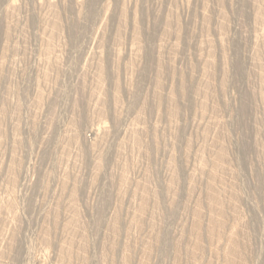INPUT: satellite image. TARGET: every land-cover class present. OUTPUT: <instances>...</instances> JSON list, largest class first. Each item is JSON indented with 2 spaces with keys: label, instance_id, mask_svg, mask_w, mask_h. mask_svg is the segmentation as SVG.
Here are the masks:
<instances>
[{
  "label": "rangeland",
  "instance_id": "obj_1",
  "mask_svg": "<svg viewBox=\"0 0 264 264\" xmlns=\"http://www.w3.org/2000/svg\"><path fill=\"white\" fill-rule=\"evenodd\" d=\"M8 1L0 264H264V0Z\"/></svg>",
  "mask_w": 264,
  "mask_h": 264
},
{
  "label": "bare ground",
  "instance_id": "obj_2",
  "mask_svg": "<svg viewBox=\"0 0 264 264\" xmlns=\"http://www.w3.org/2000/svg\"><path fill=\"white\" fill-rule=\"evenodd\" d=\"M7 1H8V0H6V2H7ZM13 1H14V0H13ZM72 1H73V0H72ZM124 1H125V0H124ZM188 1H189V0H188ZM221 1H222V0H221ZM221 1H220V2H221ZM226 1H227V0H226ZM3 2H4V1H3ZM6 2H5V3H6ZM8 2H11V1H8ZM137 2H138V0H137ZM222 2H223V1H222ZM43 3H44V2H43ZM46 3H47V2H46ZM75 3H76V0H75ZM77 3H78V2H77ZM92 3H93V2H92ZM257 3H258V2H257ZM3 4H4V3H3ZM9 4H11V3H9ZM49 4H50V3H49ZM63 4H64V3H63ZM81 4H82V3H81ZM107 4H108V3H107ZM121 5H122V4H121ZM261 5H262V4H261ZM5 6H6V5H5ZM8 6H9V5H8ZM65 6H66V4H65ZM79 6H80V5H79ZM138 6H139V5H138ZM256 6H257V5H256ZM46 7H47V6H46ZM173 7H174V6H173ZM259 7H260V6H259ZM63 8H64V7H63ZM67 8H68V7H67ZM106 8H107V7H106ZM207 8H208V7H207ZM14 9H15V8H14ZM47 9H48V8H47ZM104 9H105V8H104ZM204 9H205V8H204ZM263 9H264V8H263ZM123 10H124V9H123ZM169 10H170V9H169ZM176 10H177V9H176ZM176 10H175L174 12H176ZM261 10H262V9H261ZM80 11H81V10H80ZM221 11H222V10H221ZM6 12H7V11H6ZM52 12H53V11H52ZM121 12H123V11H121ZM138 12H139V11H138ZM219 12H220V10H219ZM254 12H255V11H254ZM254 12H253V13H254ZM257 12H258V11H257ZM260 12H261V11H260ZM126 13H127V12H126ZM203 13H204V12H203ZM218 14H219V13H218ZM225 14H226V13H225ZM225 14H224V15H225ZM124 15H125V13H124ZM136 15H137V14H136ZM145 15H146V14H145ZM168 15H169V14H168ZM172 15H173V14H172ZM55 16H56V15H55ZM117 16H118V15H117ZM128 16H129V15H128ZM133 16H135V15H133ZM143 16H144V15H143ZM163 16H164V15H163ZM253 16H254V15H253ZM6 17H7V16H6ZM126 17H127V16H126ZM169 17H170V16H169ZM176 17H177V16H176ZM257 17H259V16H257ZM261 17H262V16H261ZM52 18H53V17H52ZM143 18H144V17H143ZM134 19H135V18H134ZM204 19H205V18H204ZM206 19H207V18H206ZM206 19H205V20H206ZM226 19H227V18H226ZM253 19H254V18H253ZM62 20H63V19H62ZM62 20H61V21H62ZM57 21H58V19H57ZM120 21H121V20H120ZM123 21H124V20H123ZM128 21H129V20H128ZM128 21H127V22H128ZM175 21H176V20H175ZM175 21H174V22H175ZM180 21H181V20H180ZM201 21H202V19H201ZM263 21H264V20H263ZM44 22H45V21H44ZM124 22H125V21H124ZM166 22H167V21H166ZM220 22H222V21H220ZM260 22H261V21H260ZM210 23H211V22H210ZM210 23H209V24H210ZM261 23H262V22H261ZM201 24H202V23H201ZM257 24H258V23H257ZM48 25H49V24H48ZM62 25H63V24H62ZM62 25H61V26H62ZM119 25H120V24H119ZM125 26H126V25H125ZM165 26H166V25H165ZM137 27H138V26H137ZM158 27H159V26H158ZM176 27H177V26H176ZM207 27H208V26H207ZM262 27H263V26H262ZM10 28H11V27H10ZM166 28H167V26H166ZM168 28H169V27H168ZM119 29H120V28H119ZM134 29H135V28H134ZM142 29H143V28H142ZM142 29H141V30H142ZM179 29H180V28H179ZM221 29H222V28H221ZM260 29H261V28H260ZM128 30H129V29H128ZM146 31H147V30H146ZM204 31H205V30H204ZM208 31H209V30H208ZM120 32H121V31H120ZM126 32H127V31H126ZM161 32H162V31H161ZM192 32H193V31H192ZM206 32H207V31H206ZM149 33H150V32H149ZM149 33H148V34H149ZM170 33H171V32H170ZM223 33H224V32H223ZM225 33H226V32H225ZM119 34H121V33H119ZM151 34H152V33H151ZM219 34H220V32H219ZM262 34H263V33H262ZM262 34H261V35H262ZM52 35H53V34H52ZM137 35H138V34H137ZM174 35H175V34H174ZM204 35H205V34H204ZM261 35H260V36H261ZM133 36H135V35H133ZM141 36H142V35H141ZM54 37H55V36H54ZM121 37H122V36H121ZM167 37H168V36H167ZM180 37H181V35H180ZM172 38H174V37H172ZM224 38H225V37H224ZM258 38H259V37H258ZM258 38H257V39H258ZM167 39H168V38H167ZM176 39H177V38H176ZM217 39H218V38H217ZM255 39H256V38H255ZM55 40H56V39H55ZM119 40H120V39H119ZM140 40H141V39H140ZM218 40H219V39H218ZM104 41H105V40H104ZM213 41H214V40H213ZM219 41H220V40H219ZM223 41H224V39H223ZM53 42H54V41H53ZM56 43H57V42H56ZM140 43H141V41H140ZM175 43H177V42H175ZM215 43H216V42H215ZM220 44H221V43H220ZM206 45H207V44H206ZM218 45H219V43H218ZM161 46H162V45H161ZM173 46H174V45H173ZM212 46H213V45H212ZM212 46H211V47H212ZM225 46H226V45H225ZM52 47H53V46H52ZM201 48H202V47H201ZM221 48H222V47H221ZM227 48H228V47H227ZM49 49H50V48H49ZM160 49H161V48H160ZM163 49H164V48H163ZM166 49H167V48H166ZM171 49H172V48H171ZM204 49H205V48H204ZM207 49H208V48H207ZM201 50H202V49H201ZM220 50H221V49H220ZM224 50H225V49H224ZM253 50H254V49H253ZM177 51H178V50H177ZM206 51H207V50H206ZM221 51H222V50H221ZM258 51H259V50H258ZM207 52H208V51H207ZM178 53H179V52H178ZM223 53H224V52H223ZM259 53H260V52H259ZM174 54H175V53H174ZM174 54H173V55H174ZM206 55H207V54H206ZM226 55H227V54H226ZM202 56H203V55H202ZM207 57H208V56H207ZM261 57H262V56H261ZM255 58H256V57H255ZM210 59H211V58H210ZM171 60H172V59H171ZM201 60H202V59H201ZM205 60H207V59H205ZM253 60H254V59H253ZM172 61H173V60H172ZM211 61H212V59H211ZM117 62H118V61H117ZM170 62H171V61H170ZM170 62L168 61V63H170ZM200 62H201V61H200ZM256 62H257V61H256ZM101 63H102V62H101ZM166 63H167V62H166ZM207 63H209V61H208ZM227 63H229V62H227ZM120 64H121V63H120ZM163 64H164V63H163ZM205 64H206V63H205ZM213 64H214V63H213ZM259 64H260V63H259ZM98 65H99V64H98ZM190 65H191V64H190ZM208 65H209V64H208ZM224 65H225V64H224ZM100 66H101V65H100ZM169 66H170V65H169ZM195 66H196V65H195ZM213 66H214V65H213ZM130 67H131V66H130ZM207 67H208V66H207ZM171 68H172V67H171ZM197 68H198V67H197ZM211 68H212V67H211ZM224 68H225V67H224ZM226 68H227V67H226ZM226 68H225L224 70H226ZM105 69H106V68H105ZM169 69H170V68H169ZM176 69H177V68H176ZM194 69H195V68H194ZM213 69H214V68H213ZM215 70H216V69H215ZM160 71H161V70H160ZM176 71H177V70H176ZM191 71H192V70H191ZM191 71H190V72H191ZM196 71H197V69H196ZM211 71H212V70H211ZM231 71H232V70H231ZM204 72H206V71H204ZM207 72H208V71H207ZM262 72H263V71H262ZM262 72H261V73H262ZM170 73H171V72H170ZM187 73H188V72H187ZM229 73H230V72H229ZM229 73H228V74H229ZM200 74H202V73H200ZM214 74H215V73H214ZM98 75H99V74H98ZM163 75H164V74H163ZM173 75H174V74H173ZM204 75H205V74H204ZM206 75H207V74H206ZM212 75H213V74H212ZM196 76H197V75H196ZM222 76H223V75H222ZM101 77H102V76H101ZM157 77H158V76H157ZM163 77H164V76H163ZM165 77H166V76H165ZM182 77H183V76H182ZM212 77H213V76H212ZM212 77H211V78H212ZM226 77H228V76H226ZM194 78H195V77H194ZM100 79H101V78H100ZM105 79H106V78H105ZM209 79H210V78H209ZM215 79H216V78H215ZM161 80H163V79H161ZM199 80H200V79H199ZM263 81H264V79H263ZM160 82H161V81H160ZM181 82H182V81H181ZM190 82H191V81H190ZM199 82H200V81H199ZM201 82H202V81H201ZM211 82H212V81H211ZM257 82H258V80H257ZM261 82H262V81H261ZM118 84H119V83H118ZM202 84H203V83H202ZM212 84H213V83H212ZM189 85H190V84H189ZM203 85H204V84H203ZM221 85H222V84H221ZM225 85H226V84H225ZM160 86H161V85H160ZM160 86H159V87H160ZM164 86H165V85H164ZM199 86H200V85H199ZM208 86H210V85H208ZM261 86H262V85H261ZM179 87H180V86H179ZM200 88H201V87H200ZM227 88H228V87H227ZM260 88H261V87H260ZM197 89H198V88H197ZM201 89H202V88H201ZM258 89H259V88H258ZM158 90H159V89H158ZM164 90H165V89H164ZM184 90H185V89H184ZM191 90H192V89H191ZM205 90H206V89H205ZM250 90H251V89H250ZM250 90H249V91H250ZM159 91H161V90H159ZM162 91H163V89H162ZM168 91H169V90H168ZM168 91H167V92H168ZM197 91H198V90H197ZM199 91H200V89H199ZM203 91H204V90H203ZM215 91H216V90H215ZM11 92H12V91H11ZM180 92H181V91H180ZM194 92H195V91H194ZM226 92H227V91H226ZM250 92H251V91H250ZM252 92H253V91H252ZM170 93H171V92H170ZM170 93H169V94H170ZM205 93H206V92H205ZM221 93H222V92H221ZM100 94H101V93H100ZM100 94H98V95H100ZM159 94H160V93H159ZM162 94H163V92H162ZM202 94H203V93H202ZM213 94H214V93H213ZM255 94H256V93H255ZM155 95H157V94H155ZM167 95H168V93H167ZM209 95H210V94H209ZM220 95H221V94H220ZM220 95H219V96H220ZM104 96H105V95H104ZM120 96H121V95H120ZM157 96H158V95H157ZM169 96H170V95H169ZM180 96H182V95H180ZM219 96H218V97H219ZM41 97H42V96H41ZM99 97H101V96H99ZM114 97H115V96H114ZM161 97H162V96H161ZM166 97H167V96H166ZM198 97H199V96H198ZM207 97H208V96H207ZM207 97H206V98H207ZM214 97H215V96H214ZM214 97H213V98H214ZM222 97H223V96H222ZM263 97H264V96H263ZM117 98H118V97H117ZM171 98H172V97H171ZM166 99H167V98H166ZM211 99H212V97H211ZM215 99H216V98H215ZM103 100H104V99H103ZM199 100H200V99H199ZM201 100H202V99H201ZM219 100H220V99H219ZM101 101H102V99H101ZM259 101H260V100H259ZM103 102H104V101H103ZM166 102H167V101H166ZM203 102H204V101H202V103H203ZM206 102H207V101H206ZM244 103H245V102H244ZM114 104H115V103H114ZM160 104H163V103H160ZM172 104H173V103H172ZM175 104H176V103H175ZM210 104H211V102H210ZM99 105H100V104H99ZM148 106H149V105H148ZM150 106H151V105H150ZM158 106H159V105H158ZM158 106H157V107H158ZM164 106H166V105H164ZM175 106H176V105H175ZM2 107H3V106H2ZM178 107H179V106H178ZM206 107H207V106H206ZM241 107H242V106H241ZM246 107H247V106H246ZM166 108H168V107H166ZM193 108H194V107H193ZM247 108H248V107H247ZM256 108H257V106H256ZM260 108H261V107H260ZM7 109H8V108H7ZM160 109H161V108H160ZM174 109H175V108H174ZM176 109H177V108H176ZM180 109H181V108H180ZM180 109H179V110H180ZM194 109H196V108H194ZM201 109H203V108H201ZM214 109H215V108H214ZM249 109H250V108H249ZM254 109H255V108H254ZM216 110H217V109H215V111H216ZM142 111H143V110H142ZM174 111H175V110H174ZM0 112H1V111H0ZM8 112H9V111H8ZM101 112H102V111H101ZM172 112H173V111H172ZM172 112H171V113H172ZM177 112H178V111H177ZM199 112H200V110H199ZM15 113H16V112H15ZM243 113H244V112H243ZM0 114H1V113H0ZM2 114H4V113H2ZM146 114H147V113H146ZM176 114H177V113L175 112V113H173V115H171V116H174V118H175V117H176V116H175ZM205 114H206V113H205ZM205 114H204V115H205ZM7 115H8V114H7ZM177 115H178V114H177ZM200 115H202V114H200ZM200 115H199V116H200ZM166 116H167V115H166ZM178 116H179V115H178ZM209 116H210V115H209ZM213 116H214V115H213ZM6 117H7V116H6ZM200 117H201V116H200ZM248 117H249V115H248ZM159 118H160V117H159ZM166 118H168V117H166ZM172 118H173V117H172ZM213 118H214V117H213ZM84 119H85V118H84ZM163 119H164V118H163ZM169 119H171V118H169ZM248 119H249V118H248ZM250 119H251V118H250ZM175 120H176V118H175ZM180 120H181V119H180ZM2 121H3V120H2ZM84 121H85V120H84ZM166 121H167V120H166ZM166 121H165V122H166ZM243 122H244V121H243ZM4 123H5V122H4ZM4 123H3V124H4ZM81 123H82V122H81ZM175 123H176V122H175ZM247 123H248V122H247ZM254 123H255V122H254ZM78 124H79V123H78ZM178 124H179V123H178ZM244 124H245V123H244ZM259 124H260V123H259ZM261 124H262V123H261ZM213 125H214V124H213ZM170 126H171V125H170ZM253 126H254V125H253ZM4 127H5V126H4ZM207 128H208V127H207ZM202 129H203V128H202ZM248 130H249V129H248ZM206 132H207V131H206ZM136 134H137V133H136ZM253 134H254V133H253ZM257 134H258V133H257ZM263 134H264V133H263ZM77 135H78V134H77ZM155 135H156V134H155ZM1 136H2V135H1ZM215 136H216V135H215ZM221 136H222V135H221ZM225 136H226V134H225ZM252 136H253V135H252ZM260 136H261V135H260ZM138 137H139V136H138ZM76 138H77V137H76ZM79 138H80V137H79ZM204 138H205V137H204ZM244 138H245V137H244ZM261 138H262V137H261ZM254 139H255V138H254ZM69 140H70V139H69ZM215 140H216V139H215ZM217 140H218V139H217ZM222 140H223V139H222ZM249 140H250V139H249ZM260 140H261V139H260ZM71 141H72V140H71ZM186 142H187V141H186ZM189 142H190V141H189ZM73 143H74V142H73ZM213 143H214V142H213ZM76 144H77V143H76ZM188 144H189V143H188ZM209 144H210V143H209ZM257 144H258V143H257ZM18 145H19V144H18ZM79 145H80V144H79ZM95 145H96V144H95ZM210 146H212V145H210ZM226 146H227V145H226ZM250 146H251V145H250ZM79 147H80V146H79ZM92 147H94V146H92ZM206 147H207V146H206ZM221 147H222V146H221ZM247 147H248V146H247ZM262 147H263V146H262ZM96 148H97V147H96ZM200 148H201V147H200ZM216 148H217V147H216ZM249 148H250V147H249ZM257 149H258V148H257ZM79 150H81V149H79ZM103 150H104V149H103ZM98 151H99V150H98ZM209 151H210V150H209ZM227 151H228V150H227ZM263 151H264V150H263ZM263 151H262V152H263ZM213 152H214V151H213ZM219 152H221V153H219L218 158L216 157V158H217V159H216V162H215V164H213V165L216 166V168L214 167L215 169H217V168L220 169V167H221V166H219V165H220V162H221L222 160H224V157H225V150H221V151H219ZM226 153H227V152H226ZM101 154H102V153H101ZM216 154H218V153H216ZM212 155H213V154H212ZM201 156H202V155H201ZM214 156H215V155H214ZM225 158H226V157H225ZM203 159H204V158H203ZM102 160H103V159H101V161H102ZM170 160H171V159H170ZM175 161H176V160H175ZM212 161H213V160H212ZM200 162H201V161H200ZM213 162H214V161H213ZM222 162H223V161H222ZM15 163H16V162H15ZM228 163H229V162H228ZM100 164H101V162H100ZM102 164H103V162H102ZM171 164H172V163H171ZM223 164H224V163H223ZM15 165H16V164H15ZM201 165H202V164H201ZM231 165H232V164H231ZM199 166H200V165H199ZM98 167H99V166H98ZM201 167H202V166H201ZM207 167H208V166H207ZM174 168H175V166H174ZM12 169H13V168H12ZM98 169H99V168H98ZM210 169H211V168H210ZM219 169H218V170H219ZM230 169H231V168H230ZM176 170H177V169H176ZM222 170H223V172H224V169H222ZM208 171H210V170H208ZM214 171H215V170H214ZM215 172H216V171H215ZM215 172H213V173H215ZM228 172H229V171H228ZM171 173H172V172H171ZM175 173H176V172H175ZM207 173H208V172H207ZM209 173H210V172H209ZM220 173H221V171H220ZM233 173H234V172H233ZM203 174H204V173H203ZM213 175H214V174H213ZM215 175H216V174H215ZM170 176H171V175H170ZM218 176H219V175H218ZM218 176H217V177H218ZM195 177H196V176H195ZM234 177H235V176H234ZM154 178H155V177H154ZM178 178H179V177H178ZM206 180H207V178H206ZM212 180L214 181V179H212ZM222 180H223V179H222ZM170 181H171V180H170ZM179 181H180V180H179ZM179 181H178V182H179ZM223 181H224V180H223ZM12 182H13V181H12ZM194 183H195V182H194ZM170 185H171V184H170ZM229 185H230V184H229ZM171 187H172V186H171ZM221 187H222V186H221ZM231 187H232V186H231ZM172 188H173V187H172ZM223 188H224V187H223ZM234 188H235V187H234ZM75 189H76V187H75ZM170 189H171V188H170ZM212 189H213V188H212ZM226 189H227V188H226ZM221 190H222V189H221ZM77 191H78V190H77ZM170 191H172V190H170ZM177 191H178V190H177ZM235 192H236V191H235ZM71 193H72V192H71ZM215 193H216V192H215ZM221 193H222V192H221ZM75 194H76V193H75ZM208 194H209V193H208ZM222 194H223V193H222ZM215 195H216V194H215ZM76 196H77V195H76ZM217 196H219V195L217 194ZM217 196H214V195H213V198H214V201H215L214 204H215V206H217V208H216V207H215V208L218 210L219 208H218V205H217V204H218L219 201H217L218 199L215 198V197H217ZM226 196H227V195H226ZM228 197H229V196H228ZM209 198H210V197H209ZM213 198H212V196H211V199H213ZM236 198H237V197H236ZM71 199H72V198H71ZM238 199H239V198H238ZM74 200H75V199H74ZM170 200H171V199H170ZM75 201H76V200H75ZM235 201H236V200H235ZM77 202H78V201H77ZM223 202H224V201H223ZM226 202H227V201H226ZM73 203H74V202H73ZM168 203H169V202H168ZM219 203H220V202H219ZM0 206H1V205H0ZM3 206H4V205H3ZM143 206H144V205H143ZM209 206H210V205H209ZM171 207H172V206H171ZM200 207H201V206H200ZM231 207H232V206H231ZM7 208H8V207H7ZM232 208H233V207H232ZM72 209H73V208H72ZM197 209H198V208H197ZM216 209H215V210H216ZM229 209H230V208H229ZM73 210H74V209H73ZM77 210H78V209H77ZM142 210H143V209H142ZM210 210H211V209H210ZM217 210H216V211H217ZM221 210H222V209H221ZM221 210H218L219 217H220V215H221V217H222V215H224V214H222L223 211H221ZM10 211H11V210H10ZM52 211H54V210H52ZM139 211H141V210L139 209ZM12 212H13V211H12ZM76 212H77V211H76ZM143 212H144V211H143ZM162 212H163V211H162ZM210 212H211V211H210ZM71 213H72V212H71ZM139 213H140V212H139ZM216 213H217V212H216ZM118 214H119V213H118ZM157 214H158V213H157ZM52 215H53V214H52ZM116 215H117V214H116ZM135 215H136V214H135ZM2 216H3V215H2ZM121 216H122V215H121ZM155 216H156V215H155ZM51 217H52V216H51ZM219 217H217L218 219H217L216 221L219 223L218 225L221 226L223 223H222V221L220 222L221 218L219 219ZM58 218H59V217H58ZM119 218H120V217H119ZM142 218H143V217H142ZM240 218H241V217H240ZM54 219H55V218H54ZM117 219H118V217H117ZM79 220H80V218H79ZM197 220H198V219H197ZM74 221H75V220H74ZM115 221H116V220H115ZM159 221H160V220H159ZM238 221H239V220H238ZM240 221H241V220H240ZM67 222H68V221H67ZM199 222H200V221H199ZM199 222H198V224H199ZM57 223H58V222H57ZM117 223H119V222H117ZM159 223H160V222H159ZM225 223H226V222H225ZM237 223H238V222H237ZM74 224H75V223H74ZM112 224H113V223H112ZM133 224H134V223H133ZM212 224H213V223H212ZM238 224H239V223H238ZM137 225H138V224H137ZM200 225H201V223H200ZM215 225H216V224H215ZM110 226H111V225H110ZM141 226H142V225H141ZM216 226H217V225H216ZM234 226H235V225H234ZM69 227H71V226H69ZM136 227L138 228V226H136ZM192 227H193V225H192ZM197 227H198V228H197ZM197 227L195 226V228H197L196 230L201 229V228H200L201 226H200V227L197 226ZM212 227H213V226H212ZM212 227H211V228H212ZM243 227H244V226H243ZM67 228H68V226H67ZM117 228H118V226H117ZM117 228H116V229H117ZM208 228H209V226H208ZM215 228H216V227L212 228V231H213V229H215ZM217 228H218V227H217ZM222 228H223V227H222ZM236 228H237V227H236ZM74 229H76V228H74ZM119 229H120V228H118L117 230H119ZM130 229H131V228H130ZM218 229H219V228H218ZM47 230H48V229H47ZM114 230H115V229H114ZM117 230H115V231H117ZM196 230H195V231H196ZM210 230H211V229H210ZM220 230H221V229H220ZM235 230H236V229H235ZM119 231H120V230H119ZM159 231H160V230H159ZM199 231H200V230H199ZM199 231H198V232H199ZM212 231H211V232H212ZM214 231H215V230H214ZM228 231H229V230H228ZM239 231H240V230H239ZM241 231H243V230H241ZM241 231H240V232H241ZM46 232H48V231H46ZM69 232H70V231H69ZM198 232L196 233V236L198 235ZM201 232H202V231H201ZM201 232H200V233H201ZM219 232H220V231H219ZM219 232H218V233H219ZM222 232H223V231H222ZM75 233H76V232H75ZM115 233H116V232H115ZM200 233H199V234H200ZM202 233H203V232H202ZM117 234H118V232H117ZM208 234H209V231H208ZM194 235H195V234H194ZM215 235H217V234H215ZM124 236H125V235H124ZM198 236H199V235H198ZM213 236H214V235H213ZM234 236H235V235H234ZM80 237H81V236H80ZM82 237H83V236H82ZM114 237H115V236H114ZM114 237H113V238H114ZM220 237H221V236H220ZM223 237H224V236H223ZM235 237H236V236H235ZM235 237H233V234H232V235L229 237L230 239L228 240V241L232 242V247H229V248H231V249H230V251L228 250L229 252H228V255H227L228 260H230V263H231V260H232V263H233V261H234L233 259H234V257L236 256V254H239V247L241 246L240 243H239V246H238V239H235ZM237 237H238V236H237ZM73 238H74V237H73ZM127 238H128V237H127ZM197 238L199 239L200 237H197ZM47 239H48V238H47ZM158 239H159V238H158ZM239 239H240V238H239ZM68 240H69V239H68ZM75 240H76V239H75ZM81 240H82V239H81ZM113 240H114V239H113ZM225 240H226V239H225ZM236 240H237V241H236ZM241 240H242V239H241ZM241 240H240V241H241ZM83 241H84V240H83ZM181 241H182V240H181ZM49 242H50V241H49ZM73 242H74V241H73ZM148 242H149V241H148ZM217 242H218V241H217ZM243 242H244V241H243ZM12 243H13V242H12ZM69 243H70V242H69ZM151 244H152V243H151ZM155 244H157V243L155 242ZM215 244H216V243H215ZM250 244H251V243H250ZM67 245H68V244H67ZM152 245H153V244H152ZM194 245H195V244H194ZM217 245H218V243H217ZM225 245H228V244H225ZM65 246H66V245H65ZM68 246H70V245H68ZM112 246H113V245H112ZM162 246H163V245H162ZM195 246H196V245H195ZM12 247H13V246H12ZM48 247H49V246H48ZM61 247H62V246H61ZM66 247H67V246H66ZM70 247H71V246H70ZM70 247H69V248H70ZM72 247H73V246H72ZM83 247H84V246H83ZM129 247H130V246H129ZM148 247H149V246H148ZM241 247H243V246H241ZM241 247H240V249H241ZM114 248H115V246H114ZM127 248H128V247H127ZM219 248H220V246H219ZM65 249H66V248H65ZM65 249H64V250H65ZM81 249H83V248H81ZM131 249H132V248H131ZM225 249H226V247H225ZM67 250H68V249H67ZM84 250H85V249H84ZM113 250H114V249H113ZM143 250H144V249H143ZM197 250H198V248H197ZM242 250H243V249H242ZM71 251H72V250H71ZM82 251H83V250H82ZM222 251H223V250H222ZM226 251H227V250H226ZM72 252H73V251H72ZM148 252H149V251H148ZM67 253H68V252H67ZM191 253H192V252H191ZM225 253H226V252H225ZM120 254H121V253H120ZM151 254H152V253H151ZM151 254H150V255H151ZM196 254H197V253H196ZM122 256H124V255H122ZM240 256H241V255H240ZM236 257H237V256H236ZM24 258H25V257H24ZM127 258H128V257H127ZM127 258H126V259H127ZM238 258H239V257H238ZM25 259H26V258H25ZM128 259H129V258H128ZM128 259H127V260H128ZM147 259H148V258H147ZM236 259H237V258H236ZM144 260H145V259H144ZM178 260H179V259H178ZM180 260H181V259H180ZM228 260H227V262H228ZM237 260H238V259H237ZM63 261H64V260H63ZM124 261H125V260H124ZM124 261H123V262H124ZM239 261H240V260L237 261L238 264L241 263V262L239 263ZM244 261H245V260H244ZM82 262H83V261H82ZM235 262H236V261H235ZM126 263L128 264V262H126ZM177 263H178V262H177ZM179 263H181V262H179ZM230 263H229V264H230ZM232 263H231V264H232ZM124 264H125V263H124ZM147 264H148V263H147ZM227 264H228V263H227ZM233 264H234V263H233ZM235 264H236V263H235Z\"/></svg>",
  "mask_w": 264,
  "mask_h": 264
}]
</instances>
